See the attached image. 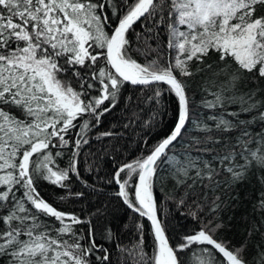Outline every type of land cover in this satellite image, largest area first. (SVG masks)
<instances>
[{
  "label": "snow or ice",
  "instance_id": "obj_1",
  "mask_svg": "<svg viewBox=\"0 0 264 264\" xmlns=\"http://www.w3.org/2000/svg\"><path fill=\"white\" fill-rule=\"evenodd\" d=\"M0 264H264V0H0Z\"/></svg>",
  "mask_w": 264,
  "mask_h": 264
},
{
  "label": "trees",
  "instance_id": "obj_2",
  "mask_svg": "<svg viewBox=\"0 0 264 264\" xmlns=\"http://www.w3.org/2000/svg\"><path fill=\"white\" fill-rule=\"evenodd\" d=\"M167 103L170 104V105L172 104V101H171L170 98L168 99ZM132 154H134V153L126 152L125 153V156L132 155ZM84 175L87 176L88 173H84ZM55 191H57V190L49 186V187H46V188H44L42 190V194H44L46 196V198H47L48 193L55 192ZM113 191H115V188H112V189L109 190V195H111V192H113ZM83 206L84 205H82V204L69 205V207H75L76 209H79L80 207H83ZM126 211L127 210L126 209H123V208L119 211V213H118L119 219H117L115 221V224H116L117 227L120 226L121 221H123L125 223H128V224H131V220L128 219V217L125 215ZM122 231H123V239H124V242L125 243H128V241H129L128 231H127V229H123ZM229 235H232V233H229ZM237 239H239V236L238 235H237ZM114 256H115V253H114Z\"/></svg>",
  "mask_w": 264,
  "mask_h": 264
}]
</instances>
